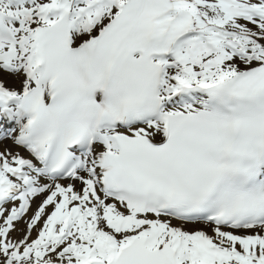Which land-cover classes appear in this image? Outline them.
Masks as SVG:
<instances>
[{
	"label": "snow or ice",
	"instance_id": "1",
	"mask_svg": "<svg viewBox=\"0 0 264 264\" xmlns=\"http://www.w3.org/2000/svg\"><path fill=\"white\" fill-rule=\"evenodd\" d=\"M0 264H264V0H0Z\"/></svg>",
	"mask_w": 264,
	"mask_h": 264
}]
</instances>
